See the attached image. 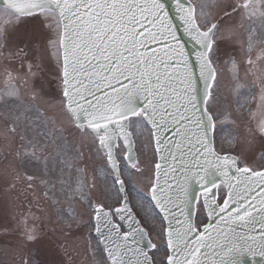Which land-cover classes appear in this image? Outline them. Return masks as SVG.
<instances>
[{
    "label": "snow or ice",
    "instance_id": "snow-or-ice-1",
    "mask_svg": "<svg viewBox=\"0 0 264 264\" xmlns=\"http://www.w3.org/2000/svg\"><path fill=\"white\" fill-rule=\"evenodd\" d=\"M78 7L84 15L72 17L77 39L64 99L78 110L76 127L86 124L93 133L104 178L118 197L117 207L100 203L91 210L107 264L264 258V168H240L232 155L206 143L212 126L203 123L204 101L193 108L184 100L187 89L181 92L183 81L172 71L178 61L168 58L171 45L157 27H163L164 9L153 15L152 0H79ZM196 111L200 119L191 114ZM147 146L158 157L155 179L147 194L135 189L133 199L158 211V226L136 219L129 200L134 178L144 175L138 153ZM126 216L131 222L124 228Z\"/></svg>",
    "mask_w": 264,
    "mask_h": 264
},
{
    "label": "rangeland",
    "instance_id": "rangeland-1",
    "mask_svg": "<svg viewBox=\"0 0 264 264\" xmlns=\"http://www.w3.org/2000/svg\"><path fill=\"white\" fill-rule=\"evenodd\" d=\"M195 1L200 6V12L205 11V7L211 3V0ZM42 14L46 13L37 15L39 18L25 20L24 23H15H18L21 33H26L25 36L22 37L21 47L31 50L32 53L36 48L41 46L40 35L42 33L41 30L44 29L40 21L44 19L41 16ZM235 20L236 18L227 20L225 24L222 25L221 31L218 33V41L220 45L222 44V47L229 46L239 55L238 62L240 69L237 74L241 77V84L249 86V81H251V79H248L245 70L246 60L243 54L242 20L237 22L238 26H236ZM52 21L53 20L46 21L45 26L48 27L49 22ZM54 22L56 29L59 31L60 23L55 16ZM43 35L49 36L48 32H45ZM44 53L48 67L50 64V48L48 44L47 50H44ZM48 72L49 74L46 75L50 78L51 73L50 71ZM225 77L228 90L234 92L235 85L230 78V72L228 70L225 71ZM41 91L43 96L51 94L50 89L47 87L41 88ZM247 101L248 99H244L240 104L234 103L230 109L231 123L226 122L224 124L226 119L224 117V108H221L223 107L221 100L217 93L216 96L213 97V109L220 120V128H223V131H225L228 136H230L231 133L236 134V131L231 128V126L235 128H247V130L252 128L253 123H249L248 125L247 122L248 114L245 113L240 115ZM3 106L5 105H1V107ZM55 109L61 119L64 120L66 117L64 112H62L58 106H55ZM61 119H52V123L58 126ZM62 127H68V124L64 123L60 127L61 130L64 131ZM61 130L59 131L60 135L66 132H62ZM73 133V131L72 133H68L67 138L74 143L76 150L85 153L87 160L80 162L76 157L75 159L74 157L69 158L73 163L74 161L77 162L78 166L84 167V175H82V170L79 168L73 167L69 170V168L64 165L62 161L65 159L66 153L61 146V141H58L60 144L59 148L58 146L54 147L53 151L48 155H44L43 150L37 147V153L34 156L37 160L42 159L44 161L42 165H46L49 159L56 156V158L51 161V163L54 162L56 164V173L51 174V180L55 183V188L52 190L53 193L50 195L53 201L50 200V197L45 200L42 195V190L40 191L39 198L35 193L37 188L36 185L29 184L22 176L17 177L16 173H12L8 177V175H5L0 169V264H68V260L62 256L59 250L60 247H62L65 256H73V262L70 264H107L102 250L96 247V239L92 235L93 228L90 221L92 210V206H90L91 200L90 198L89 201L82 200L83 193L80 194V191H82L80 182L83 178H86L88 181L92 180L94 186L91 190V194L99 204L105 203L110 208L115 207L119 205L118 197L110 188V182L106 181L104 178L105 162H98L99 166L104 165V172L101 168L95 170L93 159H97L96 145L93 141L87 145L81 138L78 137L77 139L76 134ZM85 136L86 135H83L82 137ZM58 149L62 150L60 154H57ZM143 152V155L138 153V159L142 161L141 167L144 169V175L134 178L135 187L133 191L129 192V196L132 207L142 220V223L147 224L150 222L153 226H158L160 219L156 211L151 208L150 205L147 208H141L139 206V201L133 199L135 189H139L142 193L147 194L149 185L153 182L156 158L151 146L145 147ZM40 154L43 155L42 158ZM59 165L62 168L61 170L68 171L69 177L68 175L61 176ZM1 166L2 164H0V167ZM95 184L98 188H96ZM42 189L44 190V188ZM68 194L71 196L69 200L67 198ZM39 199L40 210L37 209L38 213L35 211L36 217H34L31 212H29L30 214L27 216V208H23L22 212V207H26V205H32L34 209V207L38 205ZM66 201H68L71 207L68 211L65 207ZM144 203L146 205L148 204L147 199H145ZM152 216H156V219H152ZM202 219L205 221L206 218L202 216ZM23 229L24 235L21 238L18 234L20 231H23ZM65 232L67 233L66 235ZM153 242L159 241L153 239Z\"/></svg>",
    "mask_w": 264,
    "mask_h": 264
},
{
    "label": "water",
    "instance_id": "water-1",
    "mask_svg": "<svg viewBox=\"0 0 264 264\" xmlns=\"http://www.w3.org/2000/svg\"><path fill=\"white\" fill-rule=\"evenodd\" d=\"M0 0V4L10 6L12 8H18L19 3L23 2L27 6L36 3L38 8H52L61 13L63 20V39L62 46L68 52V59L65 58V63L70 64L73 59L75 48L73 44L75 43L77 37L74 32V28L77 27L76 20L72 19L76 12L84 15L82 8L78 7L79 0ZM155 7L152 9L153 15L159 12L160 9H164L161 15V20L163 21V27L160 28L157 25L158 30L163 32L164 38H166L171 47L169 51V59H176L178 61L177 67L172 69V71L179 73V80L183 81V87L181 92L186 88L187 92L184 93L183 98L186 102L191 101L192 107L195 108L199 105V101H204L202 105L205 108V102L209 95V90L212 85L214 72L210 63L206 60L203 48H197L201 43V36L196 31L193 23V10L188 0H152ZM21 6H24L21 4ZM35 10V9H34ZM174 11L175 17L169 16L171 12ZM164 15H167L166 18ZM78 19V18H77ZM171 22L174 27L181 34L182 38L174 35L176 29L171 28ZM163 51V50H162ZM66 53V52H65ZM68 78L71 79V67H66ZM72 116L74 112L78 110L69 109ZM191 112V109H190ZM194 119H200V112L196 111L191 113ZM81 116L83 114L81 113ZM75 118V116H74ZM76 120V119H75ZM77 122V120H76ZM78 123V122H77ZM203 123L205 128L209 125L212 126L211 120L206 112L204 113ZM199 135L203 138L204 130L202 129ZM211 129H208V140L206 143H210ZM211 148V147H210ZM210 162L214 163V158H209ZM195 189V185H193ZM195 192V190L193 191ZM130 220H126L128 225ZM125 223V228L127 225ZM258 252V250H257ZM264 258L260 257L258 254L253 257L251 254L243 257V264H259Z\"/></svg>",
    "mask_w": 264,
    "mask_h": 264
}]
</instances>
